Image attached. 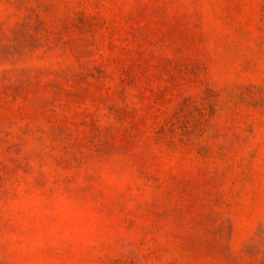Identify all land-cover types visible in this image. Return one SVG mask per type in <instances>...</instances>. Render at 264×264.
<instances>
[{"label": "rangeland", "instance_id": "obj_1", "mask_svg": "<svg viewBox=\"0 0 264 264\" xmlns=\"http://www.w3.org/2000/svg\"><path fill=\"white\" fill-rule=\"evenodd\" d=\"M0 264H264V0H0Z\"/></svg>", "mask_w": 264, "mask_h": 264}]
</instances>
